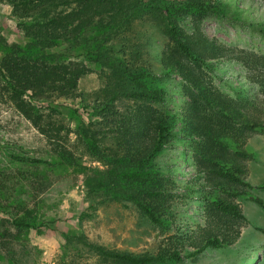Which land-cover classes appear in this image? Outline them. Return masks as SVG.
Instances as JSON below:
<instances>
[{
	"label": "rangeland",
	"instance_id": "rangeland-1",
	"mask_svg": "<svg viewBox=\"0 0 264 264\" xmlns=\"http://www.w3.org/2000/svg\"><path fill=\"white\" fill-rule=\"evenodd\" d=\"M167 1L182 7L181 0ZM224 1L227 6L209 11L204 18L187 9L180 17L181 25L192 31V25L201 22L209 38L264 57V0ZM110 28L104 23L96 24L80 40L44 49L54 60L83 61L92 69L81 79L75 99L34 101L38 107L58 109V117L73 130L65 142L73 159L55 152L17 110L0 72V264H117L104 260L95 247L138 255L156 253L169 236L196 231L205 223V203L200 193L198 190L195 194L188 193L185 187V183L194 186L196 165L193 141L178 132L183 129L181 116L187 106L186 98L179 94L183 81L176 71L165 77L160 60L167 38L154 24L137 21L133 30L139 40L149 39L142 56L144 68L152 73L148 82L154 81V87L166 89L169 94L158 105L128 97L118 98L117 104L121 108L143 104L174 114L176 126L172 134L163 140L164 145L151 160L139 165L121 155L115 162L100 157L92 153L87 139L77 134L78 129L94 127L99 119L97 104L105 90L106 77L112 67L122 65L129 58V54L124 57L118 53L109 60L104 58L103 63L90 55L93 53L96 57L103 49V33ZM30 43L18 27L11 5L0 2V61L13 46L27 49ZM111 43L108 41L105 45ZM115 43L114 50H121V44ZM200 73L206 82L210 80L223 93L259 103L258 107L251 108L250 116L264 121V91L258 83L249 80L248 70L241 61L220 59L205 66ZM84 105H91L88 113L82 110ZM249 145L257 155L248 161L247 177L254 186H261L264 184V132H254ZM158 173L177 184V188L168 184L165 187L168 190L163 191L168 192L170 201L160 224L152 222L135 202L145 188L156 186L151 181ZM252 191L264 200V189ZM238 201L248 222L235 244L209 247L183 262L166 264H264V233L258 230L264 228V209L246 196L239 197ZM24 220L32 226L15 222ZM191 251L186 249V253Z\"/></svg>",
	"mask_w": 264,
	"mask_h": 264
},
{
	"label": "trees",
	"instance_id": "trees-1",
	"mask_svg": "<svg viewBox=\"0 0 264 264\" xmlns=\"http://www.w3.org/2000/svg\"><path fill=\"white\" fill-rule=\"evenodd\" d=\"M3 1L11 5L18 27L31 40L29 48L13 46L1 59L5 89L17 110L66 159L74 158L65 144L73 130L58 117V109L38 107L34 101L75 99L81 79L92 69L83 61L54 60L44 49L80 40L96 24L111 27L110 31L104 30L103 49L96 57L90 55L103 62L118 53L124 57L129 54L125 60L129 63L124 61L112 67L97 104L98 121L94 127L78 129L77 134L87 139L92 153L114 162L121 155L139 165L147 163L162 148L163 140L169 138L176 126V116L143 104L135 108H121L117 104L118 98L128 97L158 105L169 94L166 89L154 87V81L148 82L152 73L144 68L142 56L149 39L139 40L133 25L137 21L154 24L167 38L160 61L165 77L176 71L183 81L179 94L186 98L187 106L181 116L183 129L178 132L188 136L194 148L196 180L194 186L185 183V187L188 193H200L205 203V223L196 231L169 236L156 253L138 255L96 246L98 255L117 264H166L183 262L209 247L235 244L248 222L238 198L249 197L264 209V200L252 191L264 189V184L254 186L247 177L248 161L257 155L249 138L256 131L264 132V121L250 116L251 108L259 103L223 93L210 80L206 82L200 71L214 61L236 59L248 70L249 80L264 91V57L209 38L201 22L194 23L192 31L180 23L187 9L204 18L209 11L227 6L226 2L181 0L179 7L167 0H0ZM108 41L112 43L105 45ZM116 41L121 44L119 51L114 50ZM132 45L136 47L128 51ZM90 106L84 105L82 110L88 113ZM170 180L162 173L156 174L151 181L156 186L145 188L140 193L143 195L135 199L138 209L156 224L164 220L170 201L168 192H163L168 190L165 187L171 184L177 188ZM15 222L32 226L25 220ZM258 230L264 233V228ZM187 248L192 251L186 253Z\"/></svg>",
	"mask_w": 264,
	"mask_h": 264
}]
</instances>
